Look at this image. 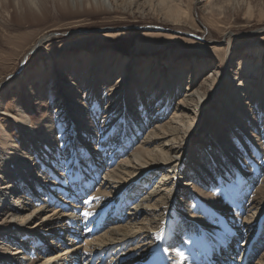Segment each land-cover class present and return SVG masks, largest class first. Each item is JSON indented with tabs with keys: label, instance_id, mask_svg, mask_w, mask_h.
I'll list each match as a JSON object with an SVG mask.
<instances>
[{
	"label": "bare ground",
	"instance_id": "1",
	"mask_svg": "<svg viewBox=\"0 0 264 264\" xmlns=\"http://www.w3.org/2000/svg\"><path fill=\"white\" fill-rule=\"evenodd\" d=\"M218 3L231 4L204 7L213 14ZM52 6L166 10L168 19L182 9L180 0H0L19 23L44 19ZM57 32L36 38L23 61ZM263 51L242 56L245 72L206 77V90L196 85L208 60L123 61L109 49L53 59L46 76L20 79L41 102L45 76L58 104L36 121L23 105L0 110L13 121H0V264H93L87 251L109 248L111 259L96 264H264ZM55 246L64 247L41 261Z\"/></svg>",
	"mask_w": 264,
	"mask_h": 264
},
{
	"label": "rangeland",
	"instance_id": "2",
	"mask_svg": "<svg viewBox=\"0 0 264 264\" xmlns=\"http://www.w3.org/2000/svg\"><path fill=\"white\" fill-rule=\"evenodd\" d=\"M206 1L203 0L197 4V0H180L182 9L176 8V16L180 19L164 17L166 10L161 14L152 13V15L126 8H116L108 12L64 14L52 6L44 19L19 23L14 20L13 15L11 16V12L1 10L0 84L5 82L0 88V110L17 111L20 105H23L27 114H30L34 121L39 120L49 110L56 111L57 97L50 92L52 83L48 82V78H45V71L52 70L48 63L53 59L60 61L66 56L78 57L82 51L91 49H109L118 52L123 56L120 58L123 61L127 57L134 59L149 57L152 60L160 57L163 59L162 61L171 58L176 61L183 59L188 65H191L194 64L195 59L199 62L208 60L210 67H207L197 80L196 87L200 86L201 90L207 88L206 77L216 79L217 76H221V81H223L227 74L233 75L235 70L245 72L247 69L244 65L240 68L237 66L242 56H246L250 49L264 50V20L261 19L264 16V0H230L231 4L225 5L224 10L219 8L218 3L217 10L213 14L207 8L205 9ZM249 6L252 7L250 11H248ZM147 24L150 26H146ZM177 27L195 31V37L178 33H188L187 31L176 32L177 30L174 29ZM206 27L211 30L210 33L205 31ZM53 30L58 32L54 33L52 38H48L43 45H38L36 51L29 54L24 62V53L31 47V43L33 44L41 34ZM226 32L236 33L228 44L224 40ZM256 51L259 52V50ZM230 54V59H227ZM262 55L264 59V51ZM250 58L256 63L259 60V56L254 53ZM45 64L49 69L43 66ZM32 72L45 74L41 84L49 95L45 94L41 102L37 99L36 94L29 95L25 92L24 86L27 85V82L23 83L20 80ZM204 73L207 74L203 75ZM214 73H217L215 77ZM37 84L41 85L40 82ZM186 84V82L183 84V89L187 88ZM176 105L174 102L169 113L175 110ZM54 118L55 120L59 119L60 114L55 112ZM0 121L7 126L13 123L11 117L6 115L0 116ZM62 121L64 120L58 121L59 126ZM19 133V130L13 129L14 136ZM167 148L170 149L169 146ZM158 181L157 176L151 181L148 188H154ZM144 192L146 190H143L137 198L141 199ZM130 206L132 205L128 204L127 209L123 210L124 216L128 215L126 213ZM50 210H44L41 216L46 215ZM2 216L3 214L0 215V218ZM41 219L43 220L42 217ZM41 219L39 221H42ZM32 220L34 222V219ZM58 233H55L52 238L56 237ZM63 247L55 246L51 252L41 255V261ZM261 248L263 249V246ZM87 252L85 258L92 254L91 251ZM251 264H257V261L253 260Z\"/></svg>",
	"mask_w": 264,
	"mask_h": 264
},
{
	"label": "water",
	"instance_id": "3",
	"mask_svg": "<svg viewBox=\"0 0 264 264\" xmlns=\"http://www.w3.org/2000/svg\"><path fill=\"white\" fill-rule=\"evenodd\" d=\"M151 29H154V28H151ZM160 29L162 30V28H160ZM176 32H178V31H176ZM178 33H181V34H183V35H189V36H191V37H195V34L192 35V34H187V33H184V32H178Z\"/></svg>",
	"mask_w": 264,
	"mask_h": 264
},
{
	"label": "snow or ice",
	"instance_id": "4",
	"mask_svg": "<svg viewBox=\"0 0 264 264\" xmlns=\"http://www.w3.org/2000/svg\"><path fill=\"white\" fill-rule=\"evenodd\" d=\"M181 256H183V253H181Z\"/></svg>",
	"mask_w": 264,
	"mask_h": 264
}]
</instances>
